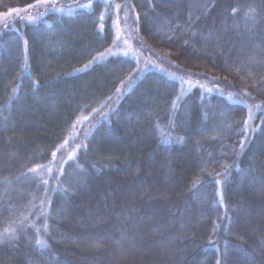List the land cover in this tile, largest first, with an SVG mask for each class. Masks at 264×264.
Segmentation results:
<instances>
[{"label":"trees","instance_id":"1","mask_svg":"<svg viewBox=\"0 0 264 264\" xmlns=\"http://www.w3.org/2000/svg\"><path fill=\"white\" fill-rule=\"evenodd\" d=\"M218 260L264 264V0H0V264Z\"/></svg>","mask_w":264,"mask_h":264},{"label":"rangeland","instance_id":"2","mask_svg":"<svg viewBox=\"0 0 264 264\" xmlns=\"http://www.w3.org/2000/svg\"><path fill=\"white\" fill-rule=\"evenodd\" d=\"M114 14H115V22H114V29H115V37L116 40L120 46V48H122V53L126 52L128 55L132 56V57H138V54H140L136 48L140 47L141 51H144V48L141 46H138L136 44H134V42L132 41V39L128 38V36L130 37L131 32H129V30L127 29V27L125 26V24H123V18L121 13L119 12V10H114ZM125 18L128 20H131L132 16L129 13L125 14ZM125 41H127V43H125ZM149 53L147 57H145L144 61H146L148 64H150L151 66H156V64H158V62L160 64H165V62L156 55H159L158 53L155 52L156 55H154L152 52H147ZM160 67V66H159ZM183 83H185V81H183ZM210 83L212 85H215L216 83L214 81L211 82H207ZM201 84H197L193 81H189L186 83V90H192L195 87L200 86ZM217 85V84H216ZM209 88V87H208ZM207 89V87H206ZM210 89V88H209ZM230 92H233L232 90H230ZM250 108L252 110V114L255 116V111H257L256 107H253V105H250ZM89 120V118L87 119H82L79 123V129L74 133V137L78 138L80 136V131L82 129L83 126L87 125V121ZM248 128V127H247Z\"/></svg>","mask_w":264,"mask_h":264},{"label":"snow or ice","instance_id":"3","mask_svg":"<svg viewBox=\"0 0 264 264\" xmlns=\"http://www.w3.org/2000/svg\"><path fill=\"white\" fill-rule=\"evenodd\" d=\"M29 7H31V6H29ZM117 7H119L118 5H117ZM59 11H63V9H58ZM17 12L19 11V10H16ZM253 13H254V10L253 9H250L249 10V16L252 18V19H254V15H253ZM125 43H127V41H125ZM182 79V78H181ZM209 91H211L210 89H209ZM234 102H239V101H234ZM84 119H87V117H84ZM65 143H67V141H65ZM61 147H63V145L61 146ZM53 157H55V153H53ZM29 171H35V169H30ZM49 171H50V169H49ZM44 183H47V181H44ZM47 227V225H45V228ZM38 231V230H37ZM36 243L43 249V248H46L48 245H47V243L45 242V241H43V240H37L36 241ZM217 264H219V260L217 261Z\"/></svg>","mask_w":264,"mask_h":264}]
</instances>
